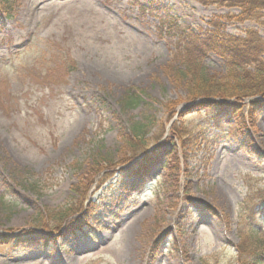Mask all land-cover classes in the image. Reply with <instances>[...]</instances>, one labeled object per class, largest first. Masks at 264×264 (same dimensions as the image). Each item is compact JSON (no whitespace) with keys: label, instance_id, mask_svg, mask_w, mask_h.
<instances>
[{"label":"rangeland","instance_id":"rangeland-1","mask_svg":"<svg viewBox=\"0 0 264 264\" xmlns=\"http://www.w3.org/2000/svg\"><path fill=\"white\" fill-rule=\"evenodd\" d=\"M91 1L0 0V264H236L240 215L264 209V113L241 137H214L203 127L209 114L191 111L197 102L184 100V84L165 69L181 68L174 59L186 32L202 34L210 21L226 35L254 31L264 40V12L237 23L221 18L237 8L196 0ZM200 65L225 77L213 53ZM129 91L141 100L123 108ZM178 100L173 112L165 107ZM134 122L148 126L149 149L168 146L172 124L196 137L186 155L174 142L176 189L157 164L143 188L114 172L95 178L79 202L72 188L85 187L96 156L123 159L119 132ZM232 123L224 118L225 127ZM120 188L134 190L130 199ZM78 203L94 205L89 227L61 236L77 216L56 231L49 213ZM136 211L139 222L113 236L116 219Z\"/></svg>","mask_w":264,"mask_h":264},{"label":"trees","instance_id":"trees-1","mask_svg":"<svg viewBox=\"0 0 264 264\" xmlns=\"http://www.w3.org/2000/svg\"><path fill=\"white\" fill-rule=\"evenodd\" d=\"M197 2L204 7L213 5L237 8L239 10L237 15L221 17L227 22L242 23L258 18L264 12V0H197ZM2 13L4 12L2 11ZM170 19L168 18V20ZM173 22L172 25H175L176 20L173 19ZM208 26L209 29L202 34L186 32L183 49H180L181 52L174 59V65L178 63L181 68L170 66L165 69V73L170 77V80L184 84L185 101L189 103L200 101L198 105L193 107L194 110L204 111L210 117L212 116L211 119L216 128L226 135L242 136L247 126L249 128L254 127L257 115L264 112V40L252 31L246 33L245 37L226 35L220 30L223 27L218 21H210ZM209 53L215 54L224 61L225 77L209 76L202 70L200 62ZM141 96L142 92L135 94L131 91L127 92L123 96V108L134 107L141 100ZM246 100H249L247 109H245L244 104ZM181 101L168 103L165 107L173 112ZM245 111L247 112L246 117ZM226 116L233 119V123L229 127L223 125ZM148 134V126L136 122L130 126L129 132L120 129L119 136L123 142V159L117 164L100 156L92 159L88 165L85 187L75 186L72 188V192L81 198L79 202L84 200L87 190L93 181H96L95 178L100 179V181L108 180L114 172L119 173L121 181L124 177L143 178L148 173L149 168L157 164L166 167L167 178L174 184L169 188L174 191L179 173L177 148L174 142H180L183 154L186 155L187 141H195L196 137L189 135L185 125L181 124L175 127L173 124L166 141L168 146H159L147 152L149 144L145 138ZM160 138L161 136L155 137L154 143H157ZM164 154L167 156L164 157ZM137 157H141L140 163L130 165L125 170L115 171L117 167L131 164ZM120 190L122 193L125 191L130 194V190L127 188H120ZM78 204L79 208L70 205L59 212L49 213L48 217L50 221H54L56 231L69 219H74L73 217L77 216L71 223L65 225V231L61 236L74 237L89 227L88 221L96 212L94 205ZM242 214L238 232L239 243L236 262L237 264H264V209L259 207L256 215L252 211H245ZM245 221L248 223L242 227L241 225ZM24 241L25 239H22L23 243Z\"/></svg>","mask_w":264,"mask_h":264},{"label":"bare ground","instance_id":"bare-ground-1","mask_svg":"<svg viewBox=\"0 0 264 264\" xmlns=\"http://www.w3.org/2000/svg\"><path fill=\"white\" fill-rule=\"evenodd\" d=\"M86 5L90 6L92 5V1L91 0H86ZM226 199V198H225ZM142 215H140L137 211L130 214L127 218H124V216H121V218L119 220H124L121 225H119V227L115 230L113 236L116 233H126L128 232L132 227L135 226V224H137L139 222V220L142 218ZM85 249H88L90 247V245L88 243L83 244L82 246ZM74 259V257H73Z\"/></svg>","mask_w":264,"mask_h":264}]
</instances>
